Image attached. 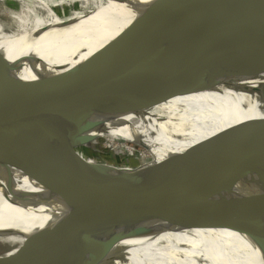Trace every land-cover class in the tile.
Here are the masks:
<instances>
[{
  "label": "water",
  "instance_id": "obj_1",
  "mask_svg": "<svg viewBox=\"0 0 264 264\" xmlns=\"http://www.w3.org/2000/svg\"><path fill=\"white\" fill-rule=\"evenodd\" d=\"M119 19L84 34L0 101V153L40 161L107 192V203L103 199L99 211L89 206L72 217L75 223L97 220L93 224L53 233L0 230L27 237L19 252L0 255V264H71L62 252L73 241L91 240L127 223H132L131 228L115 239L154 236L155 229L170 230L179 224L181 231L193 226L181 220L185 214H192L198 226L249 237L259 248L258 264H264V137L262 147L252 139H240L236 149L224 150L220 156L224 161L215 167L198 168L188 163L190 155L185 154L175 167L169 166L168 158L159 171L142 178L114 174L104 164L83 161L78 152L95 140L85 134L97 127L92 122L82 126L79 120L103 102L133 99L183 81H251L234 69L264 64V4L245 13L225 0H145L124 9ZM104 36H109L108 41L84 60L58 64L62 59L78 61L91 43ZM145 45L151 47L143 50ZM191 87L184 89L194 91ZM259 123L264 124V119ZM41 136L52 140V146L38 140ZM14 173L8 170L0 176L10 178ZM218 252L230 253L225 264H240L236 259L240 255L233 257L234 250L225 246L207 252L200 247L180 248L161 261L101 248L85 264H213Z\"/></svg>",
  "mask_w": 264,
  "mask_h": 264
},
{
  "label": "bare ground",
  "instance_id": "obj_2",
  "mask_svg": "<svg viewBox=\"0 0 264 264\" xmlns=\"http://www.w3.org/2000/svg\"><path fill=\"white\" fill-rule=\"evenodd\" d=\"M144 1L128 0L115 6L93 18L82 30L70 36H67L64 30L61 33L62 30L59 28L64 26L57 22V17L46 10H44L46 26L44 31L39 25L35 29L31 28L32 25L27 27L28 23L17 16V21L21 18L19 31L21 38L14 39L13 35L18 37L15 32L10 35L0 30V40L8 47L9 55H14L21 61L22 67L19 71L16 68L5 76L0 75V81L6 77L11 78L0 83V101L12 95L19 85L34 76L41 66L49 65L65 49L73 47L84 34L107 20H121L119 18L123 16L124 9ZM35 33L39 34L37 41L26 40L27 36ZM108 37L104 36L91 43L85 53L79 56L78 61H73L72 58L62 59L58 64L74 65L84 60L103 46L108 41ZM150 47L145 45L143 50ZM10 56L2 61L9 59ZM234 71L248 75L251 81L239 83L225 78H215L173 83L165 89L133 99L103 102L83 115L79 121L82 126L87 122L97 126L85 134L95 139L91 146L98 142L97 139L103 138L100 137L102 133L99 132H105L111 138L127 140L149 148L156 152L161 162L169 158L170 167H175L180 155L185 153L190 155L188 163L196 164L198 168L215 167L216 164L224 161H220L224 150L228 153L236 149L240 139L245 138L248 141L252 139L257 146L262 147L260 141L264 137V124L261 125L263 126L261 129L259 123L262 118L264 119V83H262L264 64H245L236 67ZM190 85L194 91L184 89ZM131 106L135 110L126 111V108ZM136 123L139 126H136ZM38 140L52 146V140L46 136L38 137ZM124 144L118 146L128 152V146ZM226 161L233 163L232 160L226 159ZM102 166L114 174L128 178H142L153 170L151 166H145L140 170L108 163ZM8 170L15 173L10 178L0 176V230L13 227L23 231L39 229L44 230L42 233H53L93 224L97 220L86 218L84 222L75 223L72 217L89 206L96 210L101 203L107 201V192L104 189L84 185L57 168L40 161L24 160L18 155L4 151L0 153V175ZM173 215L172 219L176 217V214ZM185 216L186 218L182 216L181 220L188 221L193 226L181 231L178 229L181 226L179 224L177 227H168L171 228L170 230L166 227H161L162 230L155 229L151 232L154 236L115 239L114 237L124 233L126 228H131L132 223H127L119 229L98 235L91 240L73 241L72 245L64 248L62 252L64 261L71 264H85L101 248L118 249L144 257L145 253L134 250L135 245L140 248L151 245L152 250L167 249L170 253L180 248L192 250L200 247L207 252L212 247L225 246L234 250L233 257L240 255V258H236L240 260V264H258L257 256L247 255L234 248L216 228L198 226L192 214ZM165 218H168V215ZM49 228L50 230L47 231ZM15 235L0 232L2 238L15 237ZM152 238L155 239V243L151 241ZM228 254L230 255L228 252H218L217 255L214 253L215 262L212 263L225 264L230 259Z\"/></svg>",
  "mask_w": 264,
  "mask_h": 264
},
{
  "label": "rangeland",
  "instance_id": "obj_3",
  "mask_svg": "<svg viewBox=\"0 0 264 264\" xmlns=\"http://www.w3.org/2000/svg\"><path fill=\"white\" fill-rule=\"evenodd\" d=\"M25 1L23 2L22 0H0V30L10 35H12V33L15 32L16 34H18V37L17 35H13V38L14 39L18 38V40L21 38V36L19 35V31L21 30V18H23L22 20H24V22L28 23L27 27H31L30 25H32L33 27L31 28L35 29L39 25L41 29L44 31L46 29L45 21H44V17H45L44 10H46L49 12V14L51 13L53 16L57 17L58 18L57 22L64 26L62 28L61 27L59 28V30H62L61 33H63L64 30L65 34L67 36H70L82 30L86 25H88L93 20V18L100 16L109 9L118 6L120 4H123L128 0H25ZM225 2L234 4L236 8H238L239 10L245 13L250 12L254 7L258 5L264 4V0H225ZM46 6H48V8H46ZM17 16L21 17L20 19H18V21L16 20ZM38 35L39 34L35 33L32 36H27L26 40L37 41ZM8 56H10L9 49L5 45V43H3L0 40V61H1L0 75H2L3 73L6 74L16 68H18L19 71L22 67L21 61L14 55H11L10 58L5 61H2ZM136 126H139V124L136 123ZM99 133H102L100 137L103 136V138L97 139L98 142L95 143L93 146H91L90 144L85 145L83 147L79 146L81 148L78 149V152L79 154H82L81 158L83 159V161H87L91 163H100V164L108 163L123 168L129 167V169L131 170H140L145 166H151L153 167L152 168L153 170H151L152 173H154V171L157 170L159 171L162 162H161V158L157 156L156 152L151 151L149 148L143 147L139 144L129 142L127 140L124 141L123 139L111 138L105 132H99ZM104 135H106L105 136V138L107 137L106 139L104 138ZM120 144H124L128 146V152L125 150H121L118 146ZM182 177L183 175L181 174L179 178ZM171 181L174 184L176 183L175 180H170V182ZM252 182H255V180L253 179ZM219 231L226 237L228 242L234 248L240 250L241 252L247 255L257 256L255 252L259 248L256 246L255 242L249 237L241 235L231 230H219ZM25 238H26L25 235H17V234L15 235V237L14 236H11L9 238L0 237V255L2 256L7 253L12 254L15 253L17 250L19 252V249L25 243L26 240ZM151 241L154 242L155 239L152 238ZM14 244L16 246H14ZM134 250L138 252H143V254L145 253L143 255L145 259H152L154 261H159V260L161 261L167 255L170 256L169 250L167 249L152 250L151 245L141 246V248L135 245ZM156 250H158L159 252ZM162 256L164 257L162 258Z\"/></svg>",
  "mask_w": 264,
  "mask_h": 264
}]
</instances>
